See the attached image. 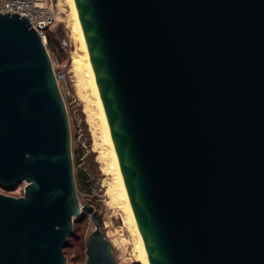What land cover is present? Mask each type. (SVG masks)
<instances>
[{"label": "water", "instance_id": "water-1", "mask_svg": "<svg viewBox=\"0 0 264 264\" xmlns=\"http://www.w3.org/2000/svg\"><path fill=\"white\" fill-rule=\"evenodd\" d=\"M22 1V0H17ZM151 264H264V0H76ZM41 34L0 12V264H120L81 203L69 112Z\"/></svg>", "mask_w": 264, "mask_h": 264}, {"label": "rangeland", "instance_id": "rangeland-1", "mask_svg": "<svg viewBox=\"0 0 264 264\" xmlns=\"http://www.w3.org/2000/svg\"><path fill=\"white\" fill-rule=\"evenodd\" d=\"M1 2L2 0L0 5ZM47 2L56 19L53 25L45 28L46 45L48 48L50 44L48 50L55 71L62 77L59 85L71 122L73 158L81 203L93 206L98 214L103 216L102 231L112 242L114 255L120 264H143L133 251L132 229L128 224L125 203L119 202L114 173L107 169L112 158L100 132L102 130L98 118L99 111L94 102L96 99L90 83L87 81L86 84L84 79V67L81 66L85 64L83 51L72 32L73 18L70 7L65 0ZM24 189L25 184L11 190L0 186V193L21 197ZM94 229L90 215H85L76 224L75 235L69 239L70 244L65 248L68 264H87V241Z\"/></svg>", "mask_w": 264, "mask_h": 264}, {"label": "bare ground", "instance_id": "bare-ground-1", "mask_svg": "<svg viewBox=\"0 0 264 264\" xmlns=\"http://www.w3.org/2000/svg\"><path fill=\"white\" fill-rule=\"evenodd\" d=\"M65 2L68 4V6L70 7L71 10V16L73 18V24H72V28H73V34L75 35L74 37L76 39L79 40L80 42V48L83 51V60L85 62V64L83 63L82 68L84 70V79H86V84L87 81L90 83H88L91 87V91L93 93V96L95 97L94 99H96L95 102V107H98V118L100 119L99 123H101V129L102 131V137L104 139L105 145H107L110 155L112 158L110 160V162H108L109 166H107L109 170L112 171V173H114V179H116L117 183V194H118V198H119V202L125 203V210L127 211V220H128V224L129 227L132 229V238H134V247H133V251L138 255L139 260L143 263V264H151L150 260H149V256L142 238V235L140 233L139 230V226L136 220V217L134 215L133 212V208L131 205V201L129 198V194L127 191V187H126V183H125V179L123 176V172H122V168L117 156V151H116V147L114 145L113 142V138H112V132H111V128L110 125L108 123L107 117H106V111L102 102V98L99 92V88H98V82H97V78H96V74L93 68V64H92V60L90 57V53L88 50V46L85 40V36L83 33V29H82V25H81V21H80V16H79V12H78V7L76 4V0H65ZM83 78V76H82ZM87 86V85H86ZM89 87V86H87ZM91 93V94H92ZM95 110H97V108H95ZM97 117V115H96ZM98 122V119H97ZM99 126V127H100ZM101 134V133H100ZM101 137V136H100ZM103 143V141H102ZM104 145V144H102ZM104 145V146H105ZM106 149V150H108ZM109 158V159H110ZM113 175V174H112ZM19 186V185H18ZM17 186V187H18ZM122 205V204H121ZM123 206V205H122Z\"/></svg>", "mask_w": 264, "mask_h": 264}, {"label": "built area", "instance_id": "built-area-1", "mask_svg": "<svg viewBox=\"0 0 264 264\" xmlns=\"http://www.w3.org/2000/svg\"><path fill=\"white\" fill-rule=\"evenodd\" d=\"M48 0H2L0 12L22 13L27 16L31 25L39 31L45 43L47 37L45 28L54 24L56 16L53 10L48 7ZM47 2L46 6L45 3Z\"/></svg>", "mask_w": 264, "mask_h": 264}, {"label": "trees", "instance_id": "trees-1", "mask_svg": "<svg viewBox=\"0 0 264 264\" xmlns=\"http://www.w3.org/2000/svg\"><path fill=\"white\" fill-rule=\"evenodd\" d=\"M49 48H50V44H48V49H49ZM81 218L83 219V218H84V216H82ZM81 218H79V219L75 220V226H76V224L79 222V220H82ZM74 235H75V233H74V234H73V235H72L70 238H73V237H74ZM70 238H69V239H70ZM69 244H70V243L68 242V245H67V247L69 246Z\"/></svg>", "mask_w": 264, "mask_h": 264}]
</instances>
